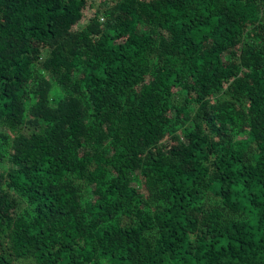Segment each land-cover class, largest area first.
Here are the masks:
<instances>
[{
	"label": "trees",
	"instance_id": "16d2710c",
	"mask_svg": "<svg viewBox=\"0 0 264 264\" xmlns=\"http://www.w3.org/2000/svg\"><path fill=\"white\" fill-rule=\"evenodd\" d=\"M93 2L0 0V264H264V0Z\"/></svg>",
	"mask_w": 264,
	"mask_h": 264
},
{
	"label": "rangeland",
	"instance_id": "374dc122",
	"mask_svg": "<svg viewBox=\"0 0 264 264\" xmlns=\"http://www.w3.org/2000/svg\"><path fill=\"white\" fill-rule=\"evenodd\" d=\"M94 1L92 4L93 6H95V4L97 3L98 0H88V2H92ZM93 12V8L92 7H88L86 10H85V13H86V16L88 15H91ZM85 20V19H84Z\"/></svg>",
	"mask_w": 264,
	"mask_h": 264
}]
</instances>
